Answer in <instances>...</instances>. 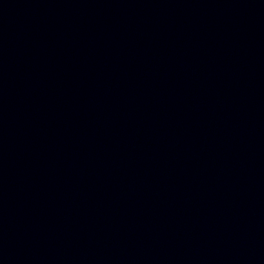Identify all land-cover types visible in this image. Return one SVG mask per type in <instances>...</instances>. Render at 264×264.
<instances>
[{
  "label": "water",
  "instance_id": "water-1",
  "mask_svg": "<svg viewBox=\"0 0 264 264\" xmlns=\"http://www.w3.org/2000/svg\"><path fill=\"white\" fill-rule=\"evenodd\" d=\"M0 264H264V0H124L9 198Z\"/></svg>",
  "mask_w": 264,
  "mask_h": 264
}]
</instances>
